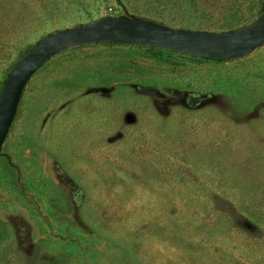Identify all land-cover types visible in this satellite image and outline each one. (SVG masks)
I'll return each instance as SVG.
<instances>
[{
	"label": "rangeland",
	"instance_id": "obj_1",
	"mask_svg": "<svg viewBox=\"0 0 264 264\" xmlns=\"http://www.w3.org/2000/svg\"><path fill=\"white\" fill-rule=\"evenodd\" d=\"M263 0H0V87L41 35L123 10L224 30ZM0 264H264V42L231 59L94 41L45 60L0 146Z\"/></svg>",
	"mask_w": 264,
	"mask_h": 264
},
{
	"label": "water",
	"instance_id": "obj_2",
	"mask_svg": "<svg viewBox=\"0 0 264 264\" xmlns=\"http://www.w3.org/2000/svg\"><path fill=\"white\" fill-rule=\"evenodd\" d=\"M94 41L148 44L214 59L236 58L264 42V0L251 20L224 30L169 26L123 10L42 35L13 63L0 88V146L23 86L35 69L58 52Z\"/></svg>",
	"mask_w": 264,
	"mask_h": 264
},
{
	"label": "trees",
	"instance_id": "obj_3",
	"mask_svg": "<svg viewBox=\"0 0 264 264\" xmlns=\"http://www.w3.org/2000/svg\"><path fill=\"white\" fill-rule=\"evenodd\" d=\"M261 5H262V4H261ZM260 7H261V6H260ZM41 36H42V35H41ZM41 36H40V37H41ZM36 40H37V39H36ZM36 40H35V41H36ZM35 41H34V42H35ZM34 42H33V43H34ZM33 43H32V44H33ZM32 44H31V45H32ZM27 49H28V48H27ZM27 49H26V50H27ZM21 55H22V54H21ZM21 55H20V56H21ZM20 56H19V57H20ZM19 57H18V58H19ZM16 60H17V59H16ZM12 65H13V64H12ZM10 68H11V67H10ZM8 71H9V70H8ZM8 71L6 72L4 78L2 79V82H1L2 84H3V81H4V79H5V77H6L7 73H8ZM2 84H1V86H2ZM0 88H1V87H0Z\"/></svg>",
	"mask_w": 264,
	"mask_h": 264
}]
</instances>
